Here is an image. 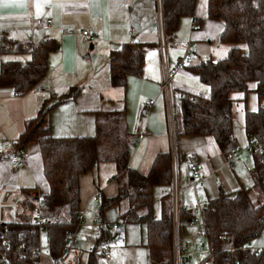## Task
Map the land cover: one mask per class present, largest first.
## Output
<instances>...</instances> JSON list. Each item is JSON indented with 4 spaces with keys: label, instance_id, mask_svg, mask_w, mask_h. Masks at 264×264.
Listing matches in <instances>:
<instances>
[{
    "label": "trees",
    "instance_id": "16d2710c",
    "mask_svg": "<svg viewBox=\"0 0 264 264\" xmlns=\"http://www.w3.org/2000/svg\"><path fill=\"white\" fill-rule=\"evenodd\" d=\"M196 2L197 0H162L168 46L175 40L180 18L194 15ZM155 3L157 7L156 0ZM207 12L210 17H218L224 21L221 40L228 43L230 49L224 57L207 58L194 66L200 79L210 86L208 95L182 90L176 105L173 83L176 138L178 141L182 134L211 135L225 153L226 159L228 151L237 147L238 141L233 125L235 102H246L250 92L256 93L257 108H246L244 116L248 144L243 150L253 156L252 185L222 190L200 207L197 214H189L190 217H185L180 207V241L182 242L181 232L184 231L185 224L189 225L188 220L201 214L204 227L199 226L207 237L209 254L210 251L213 252L212 257L209 259L208 255L203 264H264V247L251 246V241L264 231V103L261 102L264 98V0H208ZM191 46L192 42L189 47L192 59ZM57 49L58 43L51 37L32 44L16 42L0 35V53L30 54L25 62L9 59L1 64L0 88L9 87L18 95L32 90L38 91L41 81L50 69V54ZM145 51V45L138 41L124 42L119 48L112 49L107 63L109 84L126 90L128 76L141 75L143 72ZM185 53L184 46L182 55ZM190 60H185V63ZM80 91L77 86H71L58 99L45 98L38 113L26 122L23 133L13 142L16 148H26L31 141H36L39 145L43 172L49 187L44 194L49 212L53 216V221L46 230L50 253L61 254L67 243L65 232L69 229L77 233L79 226L85 224L84 213L79 209L80 175L93 166L111 162L118 172L114 175L118 181V194L104 201L102 212L120 200L127 199L129 208L121 217L125 222L146 224L147 248L153 264H173L175 232L171 192L173 164L170 150L159 152L146 174L131 166L130 145L139 138L133 137L127 127L125 106L110 110L103 115V119H98L96 135H54L50 124L52 108L63 100L75 99ZM235 93H241L242 96H235ZM44 94L48 96L49 91ZM107 145L111 147L104 148ZM239 155L233 167L226 163L232 172L237 170ZM216 174L219 175L217 172ZM202 179L193 178V181L199 182ZM157 184L169 185L168 193L162 197V212L158 218L153 211V188ZM253 188L260 195L257 203L251 196ZM30 195L24 203L26 211L19 213V221L13 222L10 227L14 229L15 235L21 234L24 239L36 244V228L26 223L27 213L32 206ZM59 214L64 218L58 217ZM221 235H225L226 239H221ZM181 247L184 251L182 243ZM183 251L181 264L187 258Z\"/></svg>",
    "mask_w": 264,
    "mask_h": 264
},
{
    "label": "crops",
    "instance_id": "0c3cea01",
    "mask_svg": "<svg viewBox=\"0 0 264 264\" xmlns=\"http://www.w3.org/2000/svg\"><path fill=\"white\" fill-rule=\"evenodd\" d=\"M156 1L157 7L155 0H3L0 2V35L20 43L35 44L46 37L54 38L58 43V49L50 54L49 72L40 83V86L49 91L48 96H44V93H39L36 90L23 95H16L9 87L0 88V219H18V214L26 211L24 203L28 200L33 188L38 187L44 193L49 190L43 172L40 148L36 141H31L26 147L30 153L26 165L15 167L10 163L13 142L23 133L26 122L38 113L45 98L51 96L53 97L51 99L56 98L54 95L57 92L53 83L48 80L49 74L57 71L64 76L72 75L77 70L75 65L80 51L87 53V56L89 50L91 54L94 51L109 54L112 49L119 48L124 42L134 41L145 45L144 68L146 70L148 51L158 48L162 0ZM207 4L208 0H197L194 15H184L180 18L176 37L171 45L180 50L170 54V62H174L177 56L184 53L183 43L187 40L192 42L193 57L177 72L174 79V92L176 91L177 102L182 90L193 94L208 95L210 86L200 79L194 66L207 58L219 59L224 57L230 49V45L221 40L224 21L218 17H210L207 12ZM37 18L52 19V28L48 30L40 28L36 25ZM63 27L90 28L99 34V38L91 48V43L82 42L77 34L63 35L61 32ZM133 27L135 30L130 34ZM9 54L29 53H0V67L4 61L9 60L4 58L5 55ZM23 59H25L24 61L27 60L26 58ZM23 59L20 60L19 58L18 60L23 61ZM156 68L152 87L153 95H157V97L150 98L148 105L146 106L144 102L140 108L142 114L145 115L144 124L138 128L137 135H133V137L140 136V140H138L140 142L132 149L129 157V164L137 168L138 171H140L139 169L147 171L150 166L152 167L153 157L156 158L159 152L169 150L164 99L156 88V84L158 86L161 79L162 68L160 64ZM131 78H134V75L130 74L127 82L128 80L129 82L132 81ZM65 79L69 78L66 77ZM107 82L109 87L105 90L106 96L104 98L113 103V106L104 110L101 104L96 102V105L91 100L86 102H79L75 99L63 100L50 112L52 133L57 136L96 135L98 119H103L104 114L123 106H125L127 114V87L126 90L120 87H112L109 84V72ZM105 84L106 82L103 85L105 86ZM151 99H155L154 104H149ZM115 103L119 105H114ZM240 106L235 111L234 118H238V122L236 124L234 121L233 125L238 139L237 147L243 150L248 144L244 126L245 109L257 108L258 96L256 93L250 92L246 102L242 101ZM126 123L128 127L127 115ZM178 149L179 203L185 217H190L189 214H197L200 207L209 199L217 196L222 190H231L230 187L234 189L235 186V188L240 186L238 177L236 185L235 177L229 175L225 170L227 168L225 153L213 136L182 134L178 137ZM242 153L243 151L240 152V155ZM242 158L243 155L241 160L239 159L237 162V168L238 165L243 167V163L245 165V158L243 160ZM193 160L202 162L205 167L206 175L199 182L193 181L190 169V163ZM96 169L97 178L94 177L97 180L98 191L102 190L103 193V188L100 185L101 181L105 180L106 185L110 181H115L118 192V181L114 177L118 173L115 165L111 162H104ZM230 171L232 172V170ZM216 172L221 176V180H216L213 176V173ZM236 172L237 170L232 173L237 175ZM141 173L145 174L146 172ZM168 191L169 185L162 184V186L154 188V200L157 198L160 203V211L154 213L156 218L161 215L162 197ZM122 200H125L124 208L123 204L121 205ZM122 200L118 202L116 208L117 217L114 219L117 223L118 219L122 218L121 214L129 208V201L127 199ZM90 201L94 204L99 203L94 200V195ZM14 205H20V209H15ZM85 206V201L80 197V207L84 209ZM10 207L13 210H10ZM79 209L81 211V208ZM105 212H102V207L94 212L99 216L98 224H95V219L90 221L85 216V224L79 226L78 237L80 239H78L79 258L77 264H152L151 260L149 261L150 256L147 248L146 224L127 222L126 227L123 228L122 237H120L121 243L117 242L116 246L112 248L111 243L120 236L118 233L121 232V227L113 230L109 225H106L105 222L108 219ZM185 225L189 228L199 226ZM102 246H110L111 256L109 258L100 252ZM208 255L203 256L204 258L198 264L206 260ZM186 257L188 258V256ZM186 261L182 264H186Z\"/></svg>",
    "mask_w": 264,
    "mask_h": 264
},
{
    "label": "rangeland",
    "instance_id": "374dc122",
    "mask_svg": "<svg viewBox=\"0 0 264 264\" xmlns=\"http://www.w3.org/2000/svg\"><path fill=\"white\" fill-rule=\"evenodd\" d=\"M172 44H169V52L170 54L172 52H178L180 51L178 48H175L174 46H171ZM88 46V45H86ZM89 47V46H88ZM87 53H83L82 51L79 52L77 55V64L75 67H77V70L72 75L64 76L62 74H59L57 71L51 72L49 74L48 80H50L53 85L54 89L57 92V94L54 95L58 99L59 95L62 93H65L69 90L71 86H77L81 89L79 95L75 98L76 101L79 102H86L91 100V102L101 104L103 106V109H108V107L113 106V103L108 102L104 98L106 96V89L108 86V69L106 66V63L108 62L109 54L105 52H95L91 54V51L89 50ZM4 58L7 59H23L26 58L27 60L30 58L29 54H9L5 55ZM25 59L21 62H25ZM161 62V56H160V50L157 49H151L147 53L146 57V65L148 64L146 70L144 68V71L141 75H134V78H131L132 81L127 82V90H126V107H127V121H128V127L129 131L132 135H137L138 128L141 127L144 124V118L145 115L142 114L141 107L143 106L144 102L146 103V106L148 105V100L150 98H156L157 95H153V78L156 75L157 71V65H159ZM145 65V66H146ZM69 79H65V78ZM104 82H106L105 86L103 85ZM111 87V86H110ZM157 92H159V85L157 86ZM40 93V92H39ZM157 94V93H156ZM174 96H176V91L174 92ZM236 94V95H235ZM235 96H242L241 93H235ZM239 94V95H238ZM237 97V98H239ZM51 99V97L49 98ZM164 99V98H163ZM176 105L178 104L176 98H175ZM261 102L264 103V98L261 99ZM96 103V105H97ZM242 101L236 100L234 109L235 111L238 110L241 106ZM165 104V100H164ZM114 105H119L115 103ZM166 109V107H165ZM234 121L238 122V118L234 119ZM140 140V136H137ZM138 142L135 143L132 142V146L130 145V149L132 150L134 147L137 146ZM111 145H107L104 148H109ZM242 150V149H241ZM243 155V158H245V165L243 163V167H240L238 165L237 168V175H234L230 170V168L227 166L225 169L229 175L235 177V184L237 185V177L240 182V186L249 187L252 185V177H251V170L253 167L252 161L253 156L249 152L243 150V153L239 155L240 160L241 156ZM156 156V155H154ZM155 157H153L152 160H154ZM172 158V157H171ZM242 158V160H243ZM153 162V161H152ZM151 167V166H150ZM150 167L147 169V171H142V169H139L141 172L148 173L150 170ZM230 169V170H229ZM145 173V174H146ZM97 169L96 166H93L92 168L87 169L84 171L79 178V194L80 197L83 198L85 201L86 206L84 209L81 208V212L84 213V217L90 219L97 220L95 224L99 223L98 215L94 214L99 208L102 207L103 203L107 199H112L113 197L117 196V183L115 181H110L109 184H105V180L101 181V187L103 188L100 191V201L97 204H94L90 201V198L95 195V193L98 192L97 189ZM221 177V176H220ZM162 186L160 184H157L154 186ZM236 187V186H235ZM234 187V188H235ZM153 188V190H154ZM232 189V187H230ZM156 191V190H155ZM156 195V194H155ZM191 195V193H190ZM251 196L253 200L259 201L260 195L258 191L253 188V191L251 192ZM125 200H122L121 205L123 204L124 208ZM117 204H113L112 206L108 207L105 212V216L107 219H113L117 217L116 208ZM15 209L19 210L20 205L16 206L14 205ZM86 209V210H85ZM153 211L154 213H158L160 211V203L157 198H155L153 202ZM15 213V212H14ZM58 217L64 218L61 214L58 215ZM119 218V217H118ZM84 221L86 219L84 218ZM118 224L121 232L118 233L120 236L118 239H114L111 243V247L114 248L118 243H121L122 237V231L123 228L126 227L127 222L123 218L118 219ZM77 238L79 234V230L77 229ZM128 231V229H127ZM181 238H182V246L184 248L183 255L184 257L188 256L186 264H198L204 257L207 256L209 253V246L207 242V237L204 233V230L201 226H196L194 228H189L185 225L184 231L181 232ZM120 239V240H119ZM46 242V235L43 234V243ZM187 242V244H185ZM251 246L254 247H264V231L263 233L253 239L251 241ZM77 248L78 245H77ZM109 251L111 252L110 246L107 247ZM151 259H149L150 261ZM51 263V256L49 255L48 251L46 249H43L42 252V264H50ZM153 264V262L151 261Z\"/></svg>",
    "mask_w": 264,
    "mask_h": 264
},
{
    "label": "built area",
    "instance_id": "2783aa9c",
    "mask_svg": "<svg viewBox=\"0 0 264 264\" xmlns=\"http://www.w3.org/2000/svg\"><path fill=\"white\" fill-rule=\"evenodd\" d=\"M36 25L44 30L51 29L53 26L52 19H43L37 18ZM134 27L131 28L130 34L134 31ZM63 35L68 34H77L80 40L84 43H94L98 38L99 34L96 31H93L90 28L76 29L74 27H63L61 28ZM191 41L187 40L184 42L186 48L185 55H179L176 57L174 62H170L169 57V46L167 38L164 31V22L162 16V2L160 6V28H159V39L157 42V47L160 50L161 56V68L162 74L159 82V93L165 99L166 106V117H167V128L169 136V150L172 157L173 164V176L171 183V192H172V206H173V222H174V249H173V264H181V241H180V197H179V184H178V166H179V149L178 141L176 138V129H175V117H174V106H173V83L177 72L183 67L185 60L191 59V54L189 52V47ZM38 91L44 92L47 94V90L39 86ZM18 95V93H15ZM155 99H151L149 104H154ZM136 142V140H135ZM242 150L238 147H232L226 156L225 163H229L231 167L234 166V161ZM255 151V150H254ZM30 153L26 148H16L13 146L10 163L15 167H21L26 165ZM190 169L192 172L193 178H204L205 176V167L204 164L200 161L193 160L190 163ZM215 179L219 180L220 176L214 174ZM94 200L96 202L100 201V193L97 192L94 195ZM30 201L32 206L28 211V220L26 223L32 225L36 228V234L38 241L36 244L29 242L28 239H24L23 235H15L14 229L10 225L14 222L19 221L17 218L15 220L0 219V264H42V252L43 249H46L51 256L50 264H75L79 258V249L77 233L74 230H67L65 232L67 237V243L63 247L61 254L54 255L50 253L49 245L47 242L43 243V234H46L48 224L53 221V216L49 212V205L47 198L43 191L38 187L33 188ZM10 210H13L10 207ZM98 222L97 220L95 223ZM106 225H109L113 230L118 229L119 225L115 219L106 220ZM189 225H201L204 227V221L202 215L199 214L188 220ZM221 239L225 240L226 236L221 235ZM47 241V239H46ZM229 250V248H228ZM231 252L233 248L230 249ZM100 252L106 257L111 256V252L106 246L100 248ZM213 252L210 251L209 259L212 257ZM209 262V260H208ZM207 262V263H208ZM204 263V262H203ZM201 263V264H203Z\"/></svg>",
    "mask_w": 264,
    "mask_h": 264
},
{
    "label": "water",
    "instance_id": "95a60500",
    "mask_svg": "<svg viewBox=\"0 0 264 264\" xmlns=\"http://www.w3.org/2000/svg\"><path fill=\"white\" fill-rule=\"evenodd\" d=\"M90 47H91V48L93 47V43L90 44Z\"/></svg>",
    "mask_w": 264,
    "mask_h": 264
},
{
    "label": "snow or ice",
    "instance_id": "6c2138e0",
    "mask_svg": "<svg viewBox=\"0 0 264 264\" xmlns=\"http://www.w3.org/2000/svg\"><path fill=\"white\" fill-rule=\"evenodd\" d=\"M0 2H3V0H0Z\"/></svg>",
    "mask_w": 264,
    "mask_h": 264
}]
</instances>
